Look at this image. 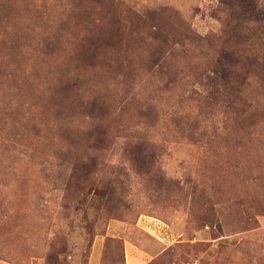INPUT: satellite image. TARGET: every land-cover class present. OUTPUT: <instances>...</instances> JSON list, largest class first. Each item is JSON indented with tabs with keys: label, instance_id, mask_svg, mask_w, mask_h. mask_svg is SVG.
<instances>
[{
	"label": "rangeland",
	"instance_id": "1",
	"mask_svg": "<svg viewBox=\"0 0 264 264\" xmlns=\"http://www.w3.org/2000/svg\"><path fill=\"white\" fill-rule=\"evenodd\" d=\"M264 264V0H0V264Z\"/></svg>",
	"mask_w": 264,
	"mask_h": 264
},
{
	"label": "crops",
	"instance_id": "2",
	"mask_svg": "<svg viewBox=\"0 0 264 264\" xmlns=\"http://www.w3.org/2000/svg\"><path fill=\"white\" fill-rule=\"evenodd\" d=\"M146 253L137 246H132V248H129V257L128 261L130 264H144L146 263Z\"/></svg>",
	"mask_w": 264,
	"mask_h": 264
}]
</instances>
